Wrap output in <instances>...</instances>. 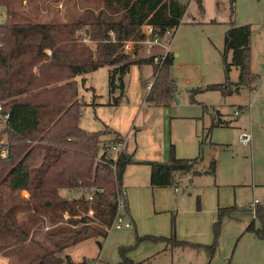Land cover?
<instances>
[{"label":"trees","instance_id":"obj_1","mask_svg":"<svg viewBox=\"0 0 264 264\" xmlns=\"http://www.w3.org/2000/svg\"><path fill=\"white\" fill-rule=\"evenodd\" d=\"M101 1L98 9L85 7L72 21L21 22L15 20L12 0H0V5L7 7V17L0 23V102L4 113L9 114L6 123L0 120V151L7 150L6 156L0 154V252L11 253L27 243L36 246L39 252L25 263L20 259L21 264H90L87 260L75 262L70 254L62 256L61 252L91 236L106 237L118 211L125 168L133 162L126 148L109 152L112 145L123 140L119 135L106 140V132L88 131L81 126L84 103L79 98L77 76L110 65V90L114 92L119 86L124 94V76L131 66L148 63L153 66L154 80L147 101L169 104L176 92L171 77L173 52L155 62L152 57L141 56L138 50L127 53L123 46L126 40L144 39V25H152L159 34L168 28H174L176 33L188 6L180 0ZM197 2L204 9L203 1ZM233 5L232 1L222 54L227 80L206 88L220 90L224 95L243 86L254 87L257 80L251 68L252 26L235 23ZM81 31H88L86 37L95 42V47L85 42ZM233 67L240 72L238 82L229 79ZM221 124L217 113L209 132ZM201 159L202 155L178 157L172 144L166 160L147 162L151 165V185H177V175L189 172ZM210 171H215L214 163ZM63 189L76 191L78 196L66 197L61 193ZM22 190H27L29 196L20 195ZM87 191L92 199L87 198ZM90 209L94 210L93 216L88 215ZM236 209L219 207L213 225L214 242L192 245L214 252L222 219ZM20 212L28 213L29 220L19 222ZM128 213L126 196L123 216ZM260 213L257 208L256 217ZM44 220L51 227L53 247L36 238V230ZM247 230L264 240V226L257 227L253 221ZM146 238L172 246L188 243L177 238L174 225L170 236ZM142 239L138 236L139 241ZM97 242L102 248V240ZM125 249L121 248V252ZM122 264L137 263L124 258Z\"/></svg>","mask_w":264,"mask_h":264},{"label":"crops","instance_id":"obj_2","mask_svg":"<svg viewBox=\"0 0 264 264\" xmlns=\"http://www.w3.org/2000/svg\"><path fill=\"white\" fill-rule=\"evenodd\" d=\"M249 24L252 26L251 59L253 60L254 28L251 22ZM260 24V34L264 36V23ZM175 36L176 33L172 39L171 50L177 61L173 63L171 73L174 71L173 67H186V64L180 62L183 51L173 46ZM193 40V35L183 31L178 45L181 47L189 45ZM251 68L258 74L252 61ZM231 72L230 81L238 82L239 76L238 80H232ZM150 82L146 83L147 89ZM244 88L250 89L253 103H239L240 105L234 110L235 112L240 109L238 116L233 112L231 117H226L221 100L218 103L207 100L205 103L202 96L206 93H202L197 98L203 100L207 114L200 106L194 105L195 102L184 104L187 102L186 97L179 102L173 99L165 106L151 103L150 105L161 107L159 127L155 130L146 128V133L140 131V135L136 132V147L133 153L128 151V139L121 137L126 140L125 147L133 156V162L125 168L123 185L126 188L129 214L131 213L133 223L136 225L135 229L140 234L169 236L171 213L175 211L177 237L188 242L183 246H172L165 242L156 243L154 246L147 244L145 247L142 244L143 246L135 250L134 254H129L133 260L141 261L148 258L149 264H264V240L247 230L248 225L253 221L257 227L260 226L256 221V210H252L251 203L254 199H258L257 208H259L261 200L257 197L250 199V196L264 189V81L259 87L257 83L254 87L243 86L239 93H242ZM176 95L181 97L178 92ZM217 113L222 124L215 126L209 132L208 127L213 123ZM201 115L202 119L197 117ZM243 131L252 133L250 146L240 143V134ZM140 143L145 148L140 150ZM172 143L175 144L178 157L194 158L200 154L202 159L189 172L177 175V185L153 187L151 165L147 162L166 160ZM234 148L240 152L242 150L250 152L251 168L248 179L242 177L244 171L239 166L244 158L240 155L236 160L231 159L225 173L221 172L220 152L230 149L235 151ZM239 151H235L236 154H240ZM244 155L248 156V154ZM232 157L235 155L232 154ZM247 159L245 161H248ZM212 163L215 165L214 172L210 171ZM245 192H249L247 194L250 196L246 197ZM196 195L200 197L201 202V209L198 210L195 203ZM221 206L224 208L236 206L237 209L222 219L221 235L216 250L210 252L203 247L192 245H209L214 242L213 224L217 220L218 209ZM132 227L131 223L130 226H114L109 231L111 232L113 228L120 231ZM116 233L115 239L118 244L134 241L132 230ZM3 252L7 255L9 250ZM105 253L106 247L102 249V254L108 258ZM6 258L8 261L5 264H9V255Z\"/></svg>","mask_w":264,"mask_h":264},{"label":"rangeland","instance_id":"obj_3","mask_svg":"<svg viewBox=\"0 0 264 264\" xmlns=\"http://www.w3.org/2000/svg\"><path fill=\"white\" fill-rule=\"evenodd\" d=\"M180 1L185 3L188 9L183 17L182 23L176 30L173 46L175 49L180 48L183 51L180 62L184 65L186 64V67H173L174 71H172L171 77L176 86L173 99L179 102V100L183 101L186 97L187 102L184 104H192L191 102H195L194 105L200 106L201 110H204L206 114L207 110L204 109V102L207 103V100H211L214 103H218L221 100V106L224 111H226L225 116L231 117L234 110L240 105L239 103H253V96L251 95L250 89L244 88L242 93L234 91L232 94L224 95L220 90L206 88L210 84L226 81L222 54L224 51L225 33L229 26L228 22L231 20L232 1L234 2L233 7L235 14L233 19L235 23H237V25L249 24L250 22L253 24L254 43L253 60L251 59V61L253 62L254 69L258 73L256 80L258 87L261 85L262 81H264V36L260 34V23H264V0H202L204 9H201L197 0ZM101 5V0H12L15 20L21 22L72 21L85 7L98 9ZM80 9L82 10L80 11ZM0 10L4 13L7 11V7L2 6ZM5 19L4 16H0V21H4ZM183 31H187L189 34L193 35L194 40L189 45L181 47L178 45V42ZM85 42L95 47V42L91 40ZM140 53L142 54L141 56H143V52ZM228 59L231 60L230 53L228 54ZM176 61L177 57H174L173 63ZM111 68L113 67L107 65L96 71L77 76L76 80L79 86V98L84 103L81 108L80 122L82 127L86 128L88 131L106 132L104 135L106 140H111L117 135L124 139L127 138L128 151L133 153L136 147L135 133L138 132L139 134L140 131L141 133H146V128L155 130L160 124L161 107L159 105H150L151 103L147 101L150 87L147 89L146 83L151 81L149 84L150 86L154 80L153 67L148 63H143L141 65L133 64L130 71L124 76L126 84L124 94L119 86L116 87L114 92H111L109 86ZM238 76L239 70L233 67L231 72L232 80H238ZM119 77L120 76H117L118 83L120 82ZM177 92L180 93L181 97L176 95ZM202 93H206L202 96L204 102L197 98V96ZM165 105L168 104H163L162 106ZM197 117H201L202 119V115ZM211 126L212 123L208 129ZM169 130H171L170 126ZM151 133L154 132L151 131ZM1 136L2 127L0 126V140H3ZM5 138L4 136V139ZM201 142L202 139L200 144ZM143 148H145V146L140 143V150ZM234 150L239 151L237 148H234ZM235 151L230 149V151L222 150L220 152L221 172L222 174L225 173L229 162L232 161L231 159L236 160V157L240 155L244 158L242 159V164L239 166L240 169L244 171L242 177L243 179H248V172L251 168L250 152L249 150H242L241 152L239 151L240 154H236ZM232 154L235 155V157H232ZM244 154H248V156ZM246 157L249 158L247 159ZM246 159L248 161H245ZM61 193L66 197L78 196V192L66 189H63ZM247 193L249 192H245V196L249 197L250 195ZM20 195L28 197L29 193L27 190H22L20 191ZM196 196L195 203L196 209L198 210L201 209V202L200 197ZM250 197V199L257 197L261 200L259 207L261 213L258 215L256 221H258L260 226H264V189L255 192V194ZM18 218L19 222H26L29 220L28 213L26 212L18 213ZM125 220L132 223L133 227L131 229L118 231L113 228L111 232L108 231L106 237L91 236L77 244L64 248L61 255L65 256L70 254L75 262L87 260L90 264H122L124 258L131 259L137 264H149L148 258L135 261L129 254H134L135 250L142 244L145 247L147 244H153L154 246L156 243L163 242L147 239V236L165 235L140 234V232H137L135 229L136 225L133 223L131 213L125 215ZM173 225L177 230V213L175 211L171 213V232ZM125 230L133 231L134 241L132 243L122 242L118 244L115 239V234H117L116 232ZM50 232L51 227L48 225L47 220H44L43 224L36 230L35 235L38 240L53 247L54 237L50 236ZM138 236L143 237V239L139 241ZM98 239L103 242L102 248L98 245ZM26 245L27 246L24 248L12 250V256L10 252H7V255L10 257L9 264L14 261L15 264H21L20 259H23L22 261L25 263L26 259L35 256L39 252V249L33 244L27 243ZM105 247V254L108 258L102 254V249ZM121 248H126L124 253L121 252ZM7 255L4 252H0V264H5L8 261V258H6Z\"/></svg>","mask_w":264,"mask_h":264},{"label":"built area","instance_id":"obj_4","mask_svg":"<svg viewBox=\"0 0 264 264\" xmlns=\"http://www.w3.org/2000/svg\"><path fill=\"white\" fill-rule=\"evenodd\" d=\"M0 7H2L0 5ZM0 16H4L5 18L7 17V11L6 12H1L0 10ZM3 21H0L2 23ZM143 31L145 34L144 39L142 40H126L124 43V51L127 53H132L136 50L138 52H143V57H152L155 62H160L162 59H165L166 56L173 52L171 50V44H172V39L175 35L174 33V28H168L163 34H159L155 32V29L152 25H144L143 26ZM84 36V40L88 41L87 33L86 31H81L80 32ZM111 39L115 40V34L114 32L110 33ZM50 53V50H47ZM141 54V53H140ZM142 55V54H141ZM150 87V86H149ZM240 113V109H237L234 112L235 116H238ZM9 118L8 113H4L3 109V104L0 102V120L2 123H6L7 119ZM252 133L250 131H243L240 134V143L245 145V146H250L252 144ZM0 143H3V140H0ZM126 145V140H122L116 145H112L109 148L110 153H117L121 151L123 148H125ZM0 154L2 156H6L7 150L6 148L1 149ZM87 198L92 199L91 192L87 191L85 192ZM127 196L126 188H122L121 194L118 196V211L116 213V217L114 220V226L120 227V226H130L131 223L125 220V217L123 216V208L125 205V197ZM259 200L254 199L251 203V208L253 211L256 210L258 206ZM89 216L94 215V210L90 209L88 212Z\"/></svg>","mask_w":264,"mask_h":264},{"label":"water","instance_id":"obj_5","mask_svg":"<svg viewBox=\"0 0 264 264\" xmlns=\"http://www.w3.org/2000/svg\"><path fill=\"white\" fill-rule=\"evenodd\" d=\"M88 32V31H87Z\"/></svg>","mask_w":264,"mask_h":264}]
</instances>
